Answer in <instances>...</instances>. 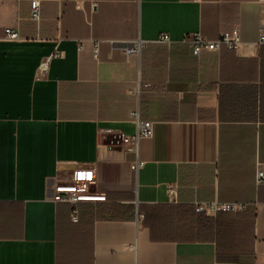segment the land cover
Returning <instances> with one entry per match:
<instances>
[{"label": "crops", "instance_id": "crops-1", "mask_svg": "<svg viewBox=\"0 0 264 264\" xmlns=\"http://www.w3.org/2000/svg\"><path fill=\"white\" fill-rule=\"evenodd\" d=\"M40 3L38 24L0 0V264H264V0ZM235 26L237 48L183 42ZM80 167L98 198L73 221L49 187ZM214 200L245 207L196 209Z\"/></svg>", "mask_w": 264, "mask_h": 264}, {"label": "built area", "instance_id": "built-area-1", "mask_svg": "<svg viewBox=\"0 0 264 264\" xmlns=\"http://www.w3.org/2000/svg\"><path fill=\"white\" fill-rule=\"evenodd\" d=\"M30 18L37 22H41L43 18L42 7L40 0H31ZM5 37L9 40L20 39L19 33L12 28L5 29ZM157 43L170 44L172 43L171 36L162 32L156 39ZM183 42H186L191 47L192 53L199 57L206 52H218L222 46L229 48H237L241 42V30L239 26H235L231 31H221L214 39H209L198 32L188 33L183 37ZM259 43L264 45V12L260 18V36ZM147 44L146 41L140 40L133 43L128 48V52L139 55L143 47ZM98 46L95 47L94 56H98ZM62 52H56V56H61ZM131 118L136 124V133L125 139L127 146L135 148L137 141L143 136H151L153 132L152 121H142L137 110L131 112ZM141 162L136 161L132 167L138 170ZM94 172L90 167L76 168L68 172L64 176L54 178V183L49 187L50 198L55 202H67L71 206V220L78 221L79 219V203L85 201H95L98 197L91 190V184L94 183ZM256 181L258 184L264 183V171L258 170ZM244 204L235 202L214 201H197L196 209L204 211L207 214H213L217 211H240L244 209ZM262 264V263H256Z\"/></svg>", "mask_w": 264, "mask_h": 264}]
</instances>
